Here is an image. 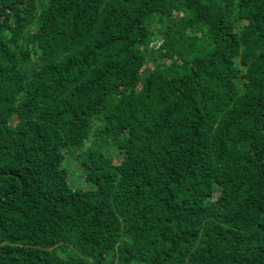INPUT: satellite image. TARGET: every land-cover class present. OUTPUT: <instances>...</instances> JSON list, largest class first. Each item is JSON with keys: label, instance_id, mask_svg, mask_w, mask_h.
I'll return each mask as SVG.
<instances>
[{"label": "trees", "instance_id": "obj_1", "mask_svg": "<svg viewBox=\"0 0 264 264\" xmlns=\"http://www.w3.org/2000/svg\"><path fill=\"white\" fill-rule=\"evenodd\" d=\"M24 1L0 0V264H264V0Z\"/></svg>", "mask_w": 264, "mask_h": 264}, {"label": "rangeland", "instance_id": "obj_2", "mask_svg": "<svg viewBox=\"0 0 264 264\" xmlns=\"http://www.w3.org/2000/svg\"><path fill=\"white\" fill-rule=\"evenodd\" d=\"M71 155L66 153L64 156V159L62 161V166L67 170L68 172V182L69 184L74 188H85L89 185L83 178L80 176V171L78 168V162L74 159H72L71 164Z\"/></svg>", "mask_w": 264, "mask_h": 264}, {"label": "built area", "instance_id": "obj_3", "mask_svg": "<svg viewBox=\"0 0 264 264\" xmlns=\"http://www.w3.org/2000/svg\"><path fill=\"white\" fill-rule=\"evenodd\" d=\"M152 45L154 47H159L161 45V40H155L154 42H152Z\"/></svg>", "mask_w": 264, "mask_h": 264}, {"label": "water", "instance_id": "obj_4", "mask_svg": "<svg viewBox=\"0 0 264 264\" xmlns=\"http://www.w3.org/2000/svg\"><path fill=\"white\" fill-rule=\"evenodd\" d=\"M24 2H27V0H25Z\"/></svg>", "mask_w": 264, "mask_h": 264}]
</instances>
